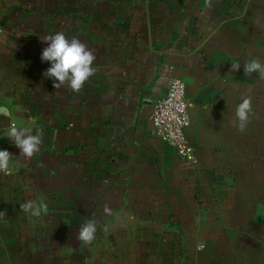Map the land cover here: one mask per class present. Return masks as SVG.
Segmentation results:
<instances>
[{"label": "crops", "instance_id": "crops-1", "mask_svg": "<svg viewBox=\"0 0 264 264\" xmlns=\"http://www.w3.org/2000/svg\"><path fill=\"white\" fill-rule=\"evenodd\" d=\"M57 32L97 55L79 94L43 75L40 37ZM251 60L264 64V0H0V150L12 154L0 264H264V80L244 73ZM174 79L195 164L150 122ZM10 127L39 134V154L19 157ZM29 200L47 206L39 217L21 211Z\"/></svg>", "mask_w": 264, "mask_h": 264}, {"label": "clouds", "instance_id": "clouds-1", "mask_svg": "<svg viewBox=\"0 0 264 264\" xmlns=\"http://www.w3.org/2000/svg\"><path fill=\"white\" fill-rule=\"evenodd\" d=\"M43 43L48 46L43 49L41 61L50 64V67L43 73L44 77L53 81V88L59 90L67 87L74 93L79 94L86 82L93 77L97 68L94 62L97 55L94 50L82 43L75 36L68 39L63 32H57L54 35L40 37ZM239 63L231 64L230 72L239 71ZM244 73L251 75L258 73L259 78L264 80V64L257 60H251L244 64ZM252 114L251 97L242 98V102L235 109V116L232 121L233 126L240 133L246 130ZM32 125L35 120L30 121ZM6 137L20 150L19 157L25 161H30L34 155L39 154L42 138L35 134L31 127H10L6 132ZM12 154L6 150H0V173L12 175ZM46 205L29 200L20 204V209L27 215L39 217L41 210L46 209ZM105 215H111V209L106 205ZM6 217L5 211H0V220ZM98 223L95 219L86 220L84 225L79 228L76 239L79 243L89 246L96 238Z\"/></svg>", "mask_w": 264, "mask_h": 264}, {"label": "built area", "instance_id": "built-area-1", "mask_svg": "<svg viewBox=\"0 0 264 264\" xmlns=\"http://www.w3.org/2000/svg\"><path fill=\"white\" fill-rule=\"evenodd\" d=\"M190 108L184 83L178 79L171 80L167 94L154 103L150 122L157 138L171 147L180 160L195 164L193 149L185 136Z\"/></svg>", "mask_w": 264, "mask_h": 264}]
</instances>
